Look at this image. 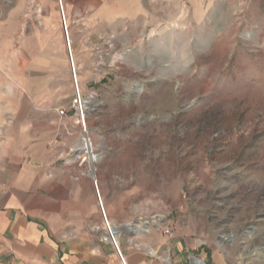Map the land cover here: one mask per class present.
Instances as JSON below:
<instances>
[{"label": "rangeland", "instance_id": "374dc122", "mask_svg": "<svg viewBox=\"0 0 264 264\" xmlns=\"http://www.w3.org/2000/svg\"><path fill=\"white\" fill-rule=\"evenodd\" d=\"M62 1L70 49L61 0H16L11 24L33 91L71 85L80 140L74 63L121 224L159 231L191 264H264V0Z\"/></svg>", "mask_w": 264, "mask_h": 264}, {"label": "crops", "instance_id": "0c3cea01", "mask_svg": "<svg viewBox=\"0 0 264 264\" xmlns=\"http://www.w3.org/2000/svg\"><path fill=\"white\" fill-rule=\"evenodd\" d=\"M18 16L16 0H0V19H8L0 21V264H121L102 240L95 177L126 264H191L192 257L176 242L166 246L169 238L159 231L121 224L122 191L108 180L110 171H83L68 157L78 137L49 147L58 130L56 109L67 104L71 85L63 100L57 88L33 91L31 48L17 44L18 27L11 24Z\"/></svg>", "mask_w": 264, "mask_h": 264}, {"label": "built area", "instance_id": "2783aa9c", "mask_svg": "<svg viewBox=\"0 0 264 264\" xmlns=\"http://www.w3.org/2000/svg\"><path fill=\"white\" fill-rule=\"evenodd\" d=\"M62 16H63V13H62ZM63 27H64V31H65L66 41H67L68 47L70 49V42H69V37L67 34V28H66L65 20L63 21ZM70 59L72 61L71 52H70ZM72 72H73V80L76 83V86L74 84V88L76 89L77 92L73 97V101H72L70 108H71V111H73L74 117H76V125L80 131L79 144L72 151L74 154V158H75L77 164L79 165V167H85L84 169H82L83 171H91L90 168H88V170H86V169H87V167H90L91 156H94L95 150L92 147V139H91V137L88 133V130H87L85 107H84L82 96L78 90L77 80H76V71L74 69L73 62H72ZM56 112L59 116L58 130L49 142L50 148L57 147L58 144L63 139V135H68V136L73 135V131L70 129V126L66 123V120H65L66 117L68 116L69 110L66 109L65 107H60V108L56 109ZM92 185H93L94 190H95L98 207H99V210H100V213L102 216L104 229H105V233L102 237V240H103V242L109 243L112 246V248L115 251L118 259L121 262V264H126L124 257L121 253V250H120V241H119V237L117 236L118 230L113 225H111L110 222L108 221L107 214H106L105 207H104V203H103L101 195H100L99 181L96 177L92 179ZM163 232L167 236L172 235L170 228L164 229Z\"/></svg>", "mask_w": 264, "mask_h": 264}, {"label": "bare ground", "instance_id": "6f19581e", "mask_svg": "<svg viewBox=\"0 0 264 264\" xmlns=\"http://www.w3.org/2000/svg\"><path fill=\"white\" fill-rule=\"evenodd\" d=\"M61 9H62V13H63V19L65 20V23H66V15H65V12H64V7H63V2L61 0ZM73 66H74V69L76 71V67L73 63ZM78 76H77V73H76V80H77ZM77 86H78V90H80V86H79V83L77 82ZM92 147L94 149V144L92 142ZM95 150V149H94ZM100 160V155L97 154L95 151H94V156H91V164H90V170L95 174L96 173V164L99 162ZM135 227V226H134ZM133 226H129L127 229H134ZM137 231H140V232H146L147 229H146V226L144 227L143 225L142 226H138L137 227ZM117 236H119V231L117 232ZM194 264H205L204 262L200 261V260H195L194 261Z\"/></svg>", "mask_w": 264, "mask_h": 264}, {"label": "water", "instance_id": "95a60500", "mask_svg": "<svg viewBox=\"0 0 264 264\" xmlns=\"http://www.w3.org/2000/svg\"><path fill=\"white\" fill-rule=\"evenodd\" d=\"M198 260H200V259H198ZM201 261V260H200Z\"/></svg>", "mask_w": 264, "mask_h": 264}]
</instances>
